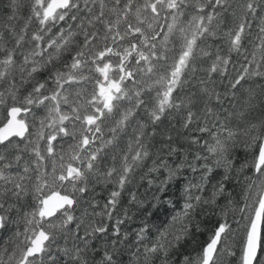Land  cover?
Listing matches in <instances>:
<instances>
[{"label":"snow or ice","instance_id":"6c2138e0","mask_svg":"<svg viewBox=\"0 0 264 264\" xmlns=\"http://www.w3.org/2000/svg\"><path fill=\"white\" fill-rule=\"evenodd\" d=\"M0 231V264H264V0H0Z\"/></svg>","mask_w":264,"mask_h":264},{"label":"trees","instance_id":"16d2710c","mask_svg":"<svg viewBox=\"0 0 264 264\" xmlns=\"http://www.w3.org/2000/svg\"><path fill=\"white\" fill-rule=\"evenodd\" d=\"M168 123H169V121L165 120V126ZM171 123L173 125H175L176 124V120L173 119L171 121ZM141 191H143V189H141ZM172 191L175 192V188H173ZM96 192H97V197L96 198L100 201V204L102 206L105 203V197H107L108 191L105 188H97L96 189ZM171 194L172 193H170V195ZM121 204L123 206H125V207L127 206V193H124V195L122 196V198H121ZM96 210L97 211H101V208H97ZM178 210H179V207H177L176 210H173L172 208H169L167 206H161L159 209H154L153 210L154 215L151 217V220L154 223H156V224H167V222L171 218V215L174 214V211H178ZM133 211H135V209H133ZM114 219H115V216H114ZM140 219H141V217L139 215L134 216L133 219H132V221H130L125 226L127 228V230L131 231V230L137 228L139 226ZM233 227H235V225ZM241 235H242V229H241ZM7 238H8V234L0 231V248L4 247L5 241L7 240ZM196 239H197L196 244L188 245V250L189 251H191L193 249H195L196 251H198L199 250V244L203 243V241L207 239V234H205V235H198ZM239 247H240V244H239V237H238L237 238V241H236V246H235V249H234L237 252V256L239 255Z\"/></svg>","mask_w":264,"mask_h":264}]
</instances>
